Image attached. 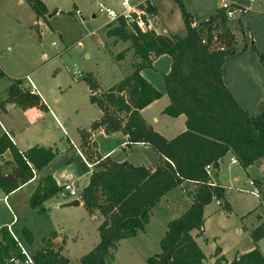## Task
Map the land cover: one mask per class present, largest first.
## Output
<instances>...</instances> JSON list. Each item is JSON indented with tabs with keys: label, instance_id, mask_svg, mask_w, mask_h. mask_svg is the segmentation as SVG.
Wrapping results in <instances>:
<instances>
[{
	"label": "trees",
	"instance_id": "16d2710c",
	"mask_svg": "<svg viewBox=\"0 0 264 264\" xmlns=\"http://www.w3.org/2000/svg\"><path fill=\"white\" fill-rule=\"evenodd\" d=\"M187 35L178 37L154 32L142 33L124 21L109 23L105 34L113 44L128 43L116 59L124 60L132 53V70L117 84L102 91L91 75L83 79L89 87L90 102L101 117L89 130L79 129L81 149H87L94 171L82 190L81 201L89 216L98 215L99 243L80 259L81 264H111L120 243L137 237L150 222L153 209L174 189L186 192L189 207L179 218L167 224L159 242L160 252L147 264H264V254L257 247L228 262L216 247L210 263L197 243L204 237V210L213 201L224 199L222 187H212L206 167L217 170L221 160L232 155L243 169L264 163V111L253 116L237 102L224 82V65L228 57L242 56L246 48L238 50V38L227 20L226 11L217 12L210 20L195 24L181 0ZM37 19L48 14L42 0H26ZM237 29L243 33L240 22ZM255 50V49H254ZM163 56L171 58V70L164 76V87L170 104L163 114L171 118L184 116L186 130L172 140L156 132L142 116V111L162 98L141 74L153 69L154 62ZM264 69V54H259ZM12 104L22 111L32 108L47 110L42 96L32 93L23 80H14L0 101V110ZM102 130L106 135L121 133L127 146L142 144L151 147L159 156L155 169L135 166L127 161L116 162L92 152L90 139ZM96 145V144H95ZM75 149L71 146V150ZM9 153L11 161L4 156ZM56 158L52 148L35 146L21 151L6 133H0V189L5 197L18 192L37 179ZM98 162V163H97ZM261 192L260 208L264 203V183L255 181ZM194 191L190 195L189 188ZM52 176H43L31 194L30 209H38L50 199L62 194ZM225 208L229 211L228 204ZM255 215L258 226L250 232L254 243L264 239V217L259 209ZM197 233L196 236L194 233ZM29 248L34 238L29 228L18 234ZM56 232L41 240L42 248L32 257L34 264H70L63 255L66 238L61 244ZM18 242L8 228L0 229V264H26Z\"/></svg>",
	"mask_w": 264,
	"mask_h": 264
},
{
	"label": "rangeland",
	"instance_id": "374dc122",
	"mask_svg": "<svg viewBox=\"0 0 264 264\" xmlns=\"http://www.w3.org/2000/svg\"><path fill=\"white\" fill-rule=\"evenodd\" d=\"M42 1L47 6L48 14L39 23L26 0H0V101L5 99L6 90L14 80L28 82L27 77L32 79L46 105L56 113L63 126L58 128L48 117L35 124L36 127L44 125V134L36 143L50 147L56 153L55 160L46 168L48 170H45L61 172L58 177L60 182L75 183L74 187L79 193L86 186L90 171L81 157L87 160L89 151L81 149L78 130H89L101 117L100 110L90 102L89 87L83 78L93 76L100 89L105 91L120 82L137 61L132 53H128L124 60L118 61L117 55L126 50L129 44H113L105 34V27L110 20L100 14L99 9L103 6L119 10L118 0ZM221 1L181 0L185 9L193 15L196 24L210 20L220 8ZM225 1L237 3L248 11L229 21L238 38V50L246 48V53L227 58L224 65V82L234 90L243 104L246 99L243 96L246 95L249 101L257 105V109L251 114L257 116L264 110V69L259 57V54H264V0ZM153 2L160 34L164 32L166 35L186 36L187 28L180 4L176 0ZM238 22L242 24L243 33L237 29ZM170 67L171 58L165 56L157 63L155 69H145L141 74L156 89L166 94L163 78ZM41 89H44V92H41ZM165 101L160 102L156 112ZM6 111L14 122V128L28 125V120L20 117L25 115L22 114L24 111L11 104L6 105ZM5 113L0 110L2 122ZM27 113L34 114L37 110ZM152 114L154 111L145 113L146 119L151 123ZM159 119V123H153L154 130L166 139L172 140L181 134V123L176 122L174 118L162 114ZM6 127L9 128L7 124ZM117 137L104 134L92 136L89 140V145L93 147L92 152L96 150V141L101 155L117 148L115 159L130 160L141 166L156 168L159 156L151 147L134 148L128 159L126 151L120 148ZM69 142L75 146L74 152L71 151ZM19 144L20 148H27L24 143ZM66 147H69L71 152H67ZM227 157L220 169L212 173V178L225 187L224 199H217L205 208L204 237L197 238L198 245L209 259L218 246L227 260L256 247L264 254V239L256 244L250 237L253 224L258 223L255 215L250 214L259 209L264 217V207H259V197L240 193L238 190H249L251 180L264 181V163L259 161L250 168L243 169L239 164L232 165L230 156ZM90 169L94 171V165ZM236 178L239 182H236ZM30 189L18 192L6 204L0 189V225L10 224L14 215L19 219V223L13 229L17 230L23 225L29 227L33 231L35 246H40L43 237H47L50 232L63 228L69 237L67 250L71 258H78L90 252L98 242L99 222L90 218L84 208L56 209L57 199L47 203L44 212L42 207L40 210L30 209L26 198ZM188 190L191 195L194 188L190 187ZM63 197L67 199L58 198L57 201L65 202L78 198L69 195ZM226 204L230 208L229 211L225 208ZM188 207L186 192L179 189L169 192L152 211L147 227L148 235L141 234L135 242H123L111 264H147L150 257L160 252L159 242L167 230V224L179 218ZM244 226L248 230H245ZM196 234L195 232L194 235ZM74 236L78 238L76 243L71 241ZM28 253L33 257L35 251L31 248Z\"/></svg>",
	"mask_w": 264,
	"mask_h": 264
},
{
	"label": "crops",
	"instance_id": "0c3cea01",
	"mask_svg": "<svg viewBox=\"0 0 264 264\" xmlns=\"http://www.w3.org/2000/svg\"><path fill=\"white\" fill-rule=\"evenodd\" d=\"M223 1V0H222ZM222 1H221V3H222ZM156 9V8H155ZM219 9H221V5H220V8ZM218 9V10H219ZM157 13V12H156ZM95 18V17H94ZM37 19V18H36ZM41 20H43L42 18H40V19H37V22H41ZM196 24V23H195ZM197 25V24H196ZM42 26V25H41ZM158 30H159V22H158ZM160 33V32H159ZM163 34H165L164 32H162ZM45 58H46V56L44 55L43 56V59L45 60ZM163 58H165V56H163V57H160L159 59H157L155 62H154V64H153V69H155V67H156V65H157V63L160 61V60H162ZM171 64H172V62H171ZM170 70H171V67H170ZM170 70H169V72H170ZM168 72V73H169ZM167 73V74H168ZM167 74H165V75H167ZM164 75V76H165ZM28 78H30V77H27L26 79H28ZM31 79V78H30ZM19 80H21V79H19ZM32 80V79H31ZM245 81L247 82V78H246V76H245ZM23 82H24V85H25V87H27V88H29L30 87V85H29V82H26V81H24L23 80ZM33 82V81H32ZM34 83V82H33ZM36 86V85H35ZM228 88H229V90H230V92L232 93V95L235 97V99L237 100V102L239 103V105L245 110V111H247L249 114H253V110H256L257 109V105L255 104V103H252L251 101H249L247 98H248V96H243V98H246L245 100H244V104H243V102L240 100V98H239V96H237V94H235V92H234V90H232L231 89V87L228 85ZM38 89V88H37ZM39 91V90H38ZM41 92H44V89H41ZM42 96V95H41ZM6 98V97H5ZM167 98V99H166ZM42 99H43V101H44V103H45V105H46V101H45V99L43 98V96H42ZM162 100H166L165 101V103L163 104V106L160 108V109H158V111L156 112L155 110H156V108H159V104H160V102L162 101ZM170 104V100H169V97L167 96V94H163L162 93V98L160 99V100H158V101H156L155 103H153L152 105H150L149 107H147L146 109H144L141 113H142V116H143V118L146 120V122L149 124V125H151L152 127H153V129H155L154 128V126H153V123L154 124H156V123H159V121H160V119H159V117H161V115L163 114V110H164V108L166 107V106H168ZM12 105V104H11ZM14 106V105H13ZM158 106V107H157ZM263 106H264V104H263ZM263 106H262V108H263ZM15 108H17L16 106H14ZM46 107H47V110H41V109H39V108H32V109H29V110H26V111H24L25 113H22V114H25V115H22V116H20L21 117V119H27L28 120V125H20V128H14L13 126H14V122L13 121H11V119H10V117H9V113H8V111H6V108H5V116L3 117V120H4V122H2L1 120H0V133H6V134H9L10 135V137H11V139H12V141H13V143L18 147V149L19 150H21V151H26V150H28V149H30V148H32V147H35V146H41L39 143H36L37 141H39V138L44 134L43 132H42V126H44V125H42L41 127L40 126H35V124L37 123V122H40L42 119H44L45 117H48V118H50L51 120H52V122L58 127V128H60V126L61 127H63L62 126V123H61V121L59 120V118L57 117V115H56V113L54 112V111H52V110H50V108H49V106H48V104L46 105ZM18 109V108H17ZM20 110V109H19ZM32 110H37V113H34V114H28L27 112H30V111H32ZM154 111V114H152V116L150 117L152 120V123L151 122H149L147 119H146V117H145V113H147V112H149V113H152ZM264 111V110H263ZM262 111V112H263ZM175 120H176V122H178V123H181V126H180V128L182 129L181 130V133H183L185 130H186V126H185V122H186V118L184 117V116H180V117H178V118H174ZM177 123V124H178ZM6 124L9 126V128H7L6 127ZM14 131H17L16 133H13ZM13 133V134H12ZM96 134H104L105 136H107L102 130H100V131H98V132H96L95 133V135ZM94 134H93V137L95 136ZM111 135H114V136H118L117 138H118V140L119 141H117L118 142V144H119V146H120V148H122V149H124L125 151H126V157L129 159V157L132 155V151L131 150H133L134 148H136V147H147V146H145V145H142V144H138V145H135V146H127V144H128V140H127V138L125 137V136H123L121 133H113V134H110V136ZM95 140V139H94ZM24 143L25 145H26V147L27 148H25V149H22V148H20V144L19 143ZM95 146H96V152L100 155V156H102L103 158H107V157H110L112 160H114V161H116V162H125V161H127V162H129V163H131V164H133V165H135V166H141V165H139V164H137V163H133L132 161H130V160H117V159H115L114 158V154H115V152H116V149L117 148H113L111 151H109V152H106V154L105 155H101L100 153H99V150H98V147H97V142L95 141ZM32 145H34V146H32ZM79 145H80V143H79ZM71 146L72 147H74L75 148V146L74 145H72L70 142H69V147H70V149H71ZM42 147H45V146H42ZM69 147H66V151L67 152H74L73 150H71L70 151V149H69ZM46 148H50V147H46ZM77 150V149H76ZM129 150V151H128ZM228 156V155H227ZM224 157L222 160H221V162H220V166H221V164L224 162V159L225 158H228V157ZM229 158H230V161L233 159V157H232V155H230L229 154ZM82 157V156H81ZM4 159L6 160V161H11V155L9 154V153H7L5 156H4ZM87 160H88V162H90V163H92L93 164V162L91 161V160H89V158L87 157ZM158 161H159V157H158V159H157V162H156V165H158ZM231 164H232V162H231ZM85 165V164H84ZM144 165V164H143ZM232 165H234V164H232ZM49 166V165H48ZM47 166V167H48ZM86 166V165H85ZM220 166H219V168H218V170L220 169ZM46 167V168H47ZM157 167V166H156ZM45 168V169H46ZM86 168H88L87 166H86ZM148 168V167H147ZM150 168H152V166H150ZM44 169V171H42V173L37 177V179L36 180H34L33 182H31V183H29L27 186H25L23 189H21V190H19L18 192H22V191H24V190H26V189H28V188H31L29 191H28V193H27V196H26V198H27V201H29V198H30V196H31V194L34 192V190H35V188H36V186H37V184H38V179L40 178V177H43V176H52L55 180H56V182H57V184H58V186L59 187H61V188H63V186H65V185H67V184H74V185H76L75 183H62V182H60V179L58 178L59 177V175L61 174V172H57L58 170H56V171H51V172H48V171H46V170H48V169H46L45 170ZM89 169V178H88V182H87V184H86V186L88 185V183H89V179H90V175H91V173L93 172V170H91L90 168H88ZM152 169H155V168H152ZM215 170H213V172H214ZM212 172V173H213ZM212 180L219 186V187H222L224 190H225V187L223 186V185H221V184H219L218 182H217V180L216 179H213L212 178ZM236 180V182H239V179L238 178H236L235 179ZM257 180V179H256ZM256 180H254V181H256ZM257 181H259V180H257ZM250 182V181H249ZM260 182H262V181H260ZM262 183H264V181L262 182ZM86 186H84L80 191H79V193H78V198H76V199H80V206L78 207L79 209L80 208H84V206H83V202L81 201V193H82V190L86 187ZM239 189H244V188H239ZM251 190V188H250V186H249V191ZM77 191V190H76ZM18 192H16V193H14V194H12V195H10L9 197H5V195H4V198H3V202H5V204L7 203V202H9V200L11 199V197L12 196H14L15 194H17ZM225 192V191H224ZM66 195H68V194H66ZM66 195H63V194H60V196H61V198L62 199H67V198H65V197H63V196H66ZM70 196V195H69ZM59 196H56V197H54V198H52V199H50L48 202H46L44 205H43V207H42V209H43V212L44 211H46V208H44V206H46L47 205V203H49L50 201H52V200H55V199H57V200H59V199H61V198H59ZM165 198V197H164ZM75 199V200H76ZM55 201V202H57L56 204V209H63L64 207V205L65 204H67V203H70V202H72V201H75L74 200V198L72 199H70V200H66L65 202H59V201ZM63 201V200H62ZM189 203V202H188ZM28 206H29V204H28ZM30 208V207H29ZM71 208H74V207H71ZM65 209H67V208H65ZM36 210H40L39 208L38 209H36ZM84 210H85V208H84ZM80 212V211H79ZM88 214V213H87ZM78 215V214H77ZM89 215V214H88ZM13 221L10 223V224H7V223H4V224H1L0 225V229L1 228H10L11 229V231H13V232H15L16 234H18L24 227H27V226H25V225H23V226H21L19 229H17V230H14L13 229V227L16 225V224H18L19 223V219H17L14 215H13ZM90 218H92V219H94V221L95 222H99V225H100V217L98 216V215H95V216H90ZM99 225H98V227H97V234H98V242H96V244H94V246H93V248L99 243V233H98V228H99ZM258 226V223H255V224H253V228L250 230V232L253 230V229H255L256 227ZM148 227V226H147ZM147 227H146V229L144 230V231H142V232H139V234L137 235V237L136 238H134V239H131V240H128V241H133V242H135L136 240H138V238L141 236V234H145L144 236H147L148 235V233H147ZM27 228H29V227H27ZM245 230H248V228L247 227H243ZM30 229V228H29ZM63 229V228H62ZM61 228H60V230H54V231H52V232H56L57 233V235H58V238L55 240V242L57 243V244H61V242H62V239L63 238H66V244H65V246H64V249H63V255L70 261V264H74L75 262L77 263V262H79L80 263V259L83 257V256H85V255H83V256H80V257H75V258H71L70 257V255H69V250H67V243H68V241H69V237L64 233V231L62 230ZM30 231L32 232V235H33V231L30 229ZM52 232H50V233H52ZM164 236V235H163ZM46 237V236H45ZM19 238V237H18ZM33 238H34V236H33ZM44 238V237H43ZM20 239V238H19ZM76 240V241H75ZM71 241H73V242H77L78 241V238L76 237V236H74L73 238H71ZM125 241H127V240H125ZM125 241H122L121 243H120V246H119V248L121 247V245H122V243L123 242H125ZM20 242H21V244L27 249V251H29V249H31V248H33V250L35 251V252H37V251H39L41 248H42V245H41V242L39 243V245L40 246H35V244H33V246H31V247H27L26 246V244H25V242L22 240H20ZM34 242H35V240H34ZM198 243V242H197ZM93 248L91 249V250H93ZM119 248H118V250H119ZM255 249V248H254ZM253 249V250H254ZM90 250V251H91ZM222 250V249H221ZM252 251V250H251ZM251 251H249V252H251ZM118 252V251H117ZM30 253V252H29ZM89 253V252H88ZM87 253V254H88ZM245 253H248V252H245ZM245 253H240V254H236V256H238V255H242V254H245ZM156 255V254H155ZM154 255V256H155ZM223 255V252L221 253V256ZM224 256V255H223ZM235 256V257H236ZM212 257V256H211ZM225 257V256H224ZM234 257V258H235ZM151 258V257H150ZM226 258V257H225ZM233 258V259H234ZM233 259L232 260H227V258H226V260L228 261V262H232L233 261ZM209 261H210V263H213L214 261H215V259H209Z\"/></svg>",
	"mask_w": 264,
	"mask_h": 264
},
{
	"label": "built area",
	"instance_id": "2783aa9c",
	"mask_svg": "<svg viewBox=\"0 0 264 264\" xmlns=\"http://www.w3.org/2000/svg\"><path fill=\"white\" fill-rule=\"evenodd\" d=\"M118 1H119V10H114L112 8H106L101 6L99 9V13L107 17L110 20V23L124 21L128 27L140 31L142 33L154 32L156 34H160L158 30L157 13L153 0H118ZM247 1L253 2L254 0H247ZM221 9L226 11L228 21L233 20L236 15L244 14L248 11L246 8L241 7L237 3L229 2L225 0H223L221 3ZM53 45H55V43ZM27 81L29 82L30 85L29 89L31 90V92L39 94V91L35 86V84L32 82V80L28 78ZM7 135L10 137L9 134ZM82 159L84 160V163L88 168L93 167V165L89 164L87 160L84 159L83 156ZM231 162L232 164H238L237 160L234 158L231 160ZM213 170L214 169L211 166L206 167V172L211 178L209 184L212 187H218V185L212 180ZM249 186L251 188L250 191L244 189H238V190L240 193H247L260 198L261 192L256 186L254 180H251L249 182ZM62 189H63L62 190L63 195L68 194L72 197H77L78 195L74 187V184H67L63 186ZM262 205L264 207V203ZM9 232L11 233L13 238L18 242L21 253L26 257L25 263L34 264L32 257L28 253L27 249L21 244L18 236H16V234L13 231H11L10 228H9Z\"/></svg>",
	"mask_w": 264,
	"mask_h": 264
},
{
	"label": "water",
	"instance_id": "95a60500",
	"mask_svg": "<svg viewBox=\"0 0 264 264\" xmlns=\"http://www.w3.org/2000/svg\"><path fill=\"white\" fill-rule=\"evenodd\" d=\"M80 206V199H76L75 201H72L70 203L65 204L63 207L64 208H71V207H79ZM207 262L204 261V264Z\"/></svg>",
	"mask_w": 264,
	"mask_h": 264
}]
</instances>
